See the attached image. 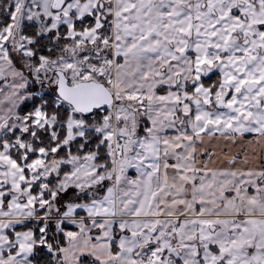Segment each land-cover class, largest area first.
Instances as JSON below:
<instances>
[{
	"label": "snow or ice",
	"instance_id": "snow-or-ice-1",
	"mask_svg": "<svg viewBox=\"0 0 264 264\" xmlns=\"http://www.w3.org/2000/svg\"><path fill=\"white\" fill-rule=\"evenodd\" d=\"M0 264H264V0H0Z\"/></svg>",
	"mask_w": 264,
	"mask_h": 264
}]
</instances>
